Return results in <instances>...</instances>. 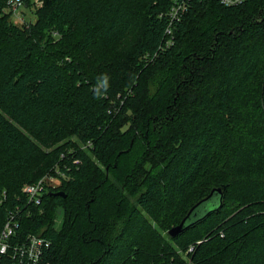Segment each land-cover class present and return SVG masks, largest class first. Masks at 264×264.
<instances>
[{
	"label": "trees",
	"instance_id": "16d2710c",
	"mask_svg": "<svg viewBox=\"0 0 264 264\" xmlns=\"http://www.w3.org/2000/svg\"><path fill=\"white\" fill-rule=\"evenodd\" d=\"M9 1L0 236L19 210L20 240L52 243L45 264H264V0H193L168 48L173 0H43L27 27ZM58 165L70 179L28 206ZM219 188L223 207L171 238Z\"/></svg>",
	"mask_w": 264,
	"mask_h": 264
},
{
	"label": "built area",
	"instance_id": "2783aa9c",
	"mask_svg": "<svg viewBox=\"0 0 264 264\" xmlns=\"http://www.w3.org/2000/svg\"><path fill=\"white\" fill-rule=\"evenodd\" d=\"M193 0H173V6L165 17L168 20V28L166 31L168 38L166 48L174 45L173 27L182 21L184 16L191 8ZM225 7H238L242 6L250 0H215ZM36 3L41 4L43 0H35ZM24 3L22 0H10L7 4L6 11L13 13L17 16V11ZM22 21L24 19L21 18ZM163 49V47H162ZM112 113V111H109ZM79 161L75 162V165ZM65 171L58 165L54 173H50L43 177L38 183L27 185L24 188V194L27 196V204L39 206L43 202L46 193L53 189H57L63 180H69L68 173L71 169L68 166L64 167ZM60 183L59 186L57 184ZM20 214L19 210L10 214L6 225L0 236V264L2 259L8 255L12 257L15 264H45V258L48 250L51 248L52 243L49 239L42 235L31 234L25 241L20 240L18 231L20 229ZM194 248L190 249L192 252Z\"/></svg>",
	"mask_w": 264,
	"mask_h": 264
},
{
	"label": "water",
	"instance_id": "95a60500",
	"mask_svg": "<svg viewBox=\"0 0 264 264\" xmlns=\"http://www.w3.org/2000/svg\"><path fill=\"white\" fill-rule=\"evenodd\" d=\"M54 196L67 198L64 192L54 193ZM224 194L222 188L214 189L211 194L194 206L183 221L176 227H173L169 232L171 238H178L197 223L208 218L212 213L220 210L223 207Z\"/></svg>",
	"mask_w": 264,
	"mask_h": 264
},
{
	"label": "rangeland",
	"instance_id": "374dc122",
	"mask_svg": "<svg viewBox=\"0 0 264 264\" xmlns=\"http://www.w3.org/2000/svg\"><path fill=\"white\" fill-rule=\"evenodd\" d=\"M43 7V3L38 4L35 2V0H32V3L30 4H23L18 8L17 11V16L12 13V17L10 21L20 27H27L26 25L32 22H36V13L37 11ZM7 15H10V13L7 11ZM24 19V21L21 20ZM132 91V89H130ZM122 104V103H121ZM122 108L117 109V113L121 111ZM60 183L57 184L59 186ZM62 209H59L57 212V215H55L54 218V225L56 228L60 227L62 224V219H63V213Z\"/></svg>",
	"mask_w": 264,
	"mask_h": 264
}]
</instances>
